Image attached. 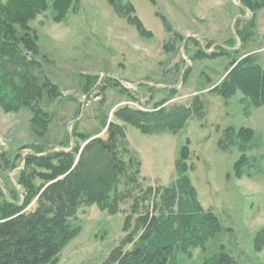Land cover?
<instances>
[{"label":"rangeland","instance_id":"rangeland-1","mask_svg":"<svg viewBox=\"0 0 264 264\" xmlns=\"http://www.w3.org/2000/svg\"><path fill=\"white\" fill-rule=\"evenodd\" d=\"M130 1L150 32L109 0H73L60 19L48 0L47 8H33L25 27L15 24L13 47L0 49V81L17 92L0 102V200L35 208L47 197L50 181L38 174L39 167L31 173L28 156L60 149L75 150V160L66 159L60 176L70 175L76 187L90 191L109 171L108 160L98 149L81 156L89 137L75 132L106 135L113 122L124 127L131 151L141 159L140 171L135 177L133 158L111 183L106 201L115 211L76 199L71 217L80 230L46 264H104L131 233L138 235L143 214L149 215L141 219L145 224L162 218L164 234L166 222L191 226L185 234L175 232L167 264H202L220 249L239 264H264V246L255 242L264 228V102L240 88L226 96L222 91L232 61L250 54L246 63L264 67V0ZM26 33L32 39L28 46L19 39ZM201 48L217 53L203 56ZM160 101L165 102L158 108L167 111L191 110L178 132L146 133L116 115L125 105L158 109ZM231 125L255 129L242 176L235 162L243 151L219 144ZM184 144L190 153L185 172L203 210L180 218L176 212L193 210L196 203L183 195L182 206L175 205L166 186L183 174L177 160Z\"/></svg>","mask_w":264,"mask_h":264},{"label":"trees","instance_id":"trees-1","mask_svg":"<svg viewBox=\"0 0 264 264\" xmlns=\"http://www.w3.org/2000/svg\"><path fill=\"white\" fill-rule=\"evenodd\" d=\"M109 2L118 13L126 15L130 20L137 22L144 31L150 32L136 13L132 1L109 0ZM72 3L73 0H53L52 6L56 11V19L64 17ZM48 4V0H11L8 3H2L0 0V49L5 51L4 45L13 47L14 44L11 42L16 39V23L25 27L32 16L33 8L45 9ZM127 7L130 9L126 12ZM19 39H23L27 46L32 44L29 33L19 36ZM220 47L224 46L221 45ZM215 53H217L216 49L209 51L201 48V55L203 56H210ZM249 60H251L250 54L239 61L236 59L231 62L233 69L228 73L222 91L226 96L234 93L235 88L243 89L246 94L253 95L256 103L259 104L264 102V67L260 64L246 63ZM3 85L5 84L0 81V102L2 103L12 100L17 93H15L14 87L9 88L8 85ZM247 87L251 88V92H248ZM91 88L87 89L88 94L91 93ZM165 101H160L161 103L159 102L156 107L158 108ZM190 114L191 110L188 107L167 111L164 107L141 109L125 105L118 109L116 115L143 132L156 133L161 130L178 132ZM105 132L106 135L86 133L81 130L75 132L77 136L86 139L89 137L82 148L81 156H84L83 153L87 151L98 149L108 160L109 171L105 173L106 176L101 175L97 185L87 192L82 187H76L70 175L60 176L67 171L66 159L73 158L72 160H75V150L60 149L46 154L31 153L28 156V164L32 165L28 167L29 170L31 168V173L36 174L35 168L39 167L38 174L49 177L50 183L45 190L48 194L33 209H27L25 203L8 199L0 200V264H46L56 260L65 243L80 230V224L71 217L76 208V199L92 200L101 207H107L110 211L116 210H111L113 204L106 201L109 197L107 192L110 190L111 183L115 178L119 179V176L123 175L122 171L129 170L127 163H131L133 158L135 168L131 165L133 168L131 169L134 176L137 177L142 162L138 158V154L131 151L126 139V131L122 125L112 122ZM224 133L219 140L222 148L227 149L231 145H238L243 151L235 162L236 174L242 176L244 174L243 166L247 160L245 152L253 143V138L256 135L255 129L250 126H239L236 129V126L231 125L226 128ZM70 134L68 133L69 139ZM188 147V144L183 145L181 155L177 160L179 161L178 168L183 172L182 176L172 186H166L167 192L169 190L172 192L171 196L174 198L173 203L175 205L182 206L183 195H187L192 204L196 203L193 210L180 209L179 213L176 212L180 218L191 217L193 212L203 210L200 201L197 199V188L190 175L185 172L188 166ZM79 161V164L83 161L82 157ZM83 165L85 164L83 163ZM182 165L183 167H181ZM26 178L29 179V182L34 183V177L26 176ZM84 192L87 197L83 195ZM115 203L117 206V200ZM141 219L146 222L144 220L149 219V215L143 214L140 217L138 235L134 232L131 233L129 238L127 237L113 249L105 259L104 264H167L170 254L176 248L177 231L183 232L185 228L190 232V224L184 226L181 223H176L170 226L165 221L169 230L167 234H164L162 230H159V222H162V218L155 216L148 224L143 223ZM255 242L258 248L264 246V228L258 232ZM129 244L130 246H128ZM202 264H239V262L226 249H220L206 258Z\"/></svg>","mask_w":264,"mask_h":264}]
</instances>
